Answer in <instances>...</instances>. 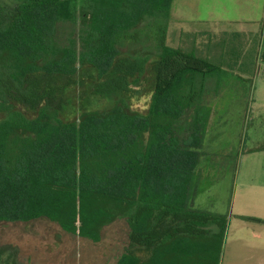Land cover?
Segmentation results:
<instances>
[{"label":"trees","instance_id":"obj_1","mask_svg":"<svg viewBox=\"0 0 264 264\" xmlns=\"http://www.w3.org/2000/svg\"><path fill=\"white\" fill-rule=\"evenodd\" d=\"M171 4L0 0V223L46 219L98 243L122 220L113 264H220L226 217L188 200L221 68L170 46ZM0 264L26 262L4 243Z\"/></svg>","mask_w":264,"mask_h":264},{"label":"rangeland","instance_id":"obj_2","mask_svg":"<svg viewBox=\"0 0 264 264\" xmlns=\"http://www.w3.org/2000/svg\"><path fill=\"white\" fill-rule=\"evenodd\" d=\"M205 37L200 36L199 41ZM168 42H171L170 35ZM261 42L262 32L250 49L256 63ZM182 46L185 47V43ZM249 74L250 78L244 80L233 76L232 84L222 78L218 93L207 92L202 101L206 109L216 111V115L212 114L208 119L204 131L207 144L213 129L215 147L211 151L206 144L203 146L201 162L194 176L195 183L199 180L194 206L225 215L227 223L220 259L223 264L230 252L234 255L242 244L240 240L230 242L235 236L236 225L243 223L241 220L255 224L258 220L252 218L264 217V148H258L264 141V64L259 62ZM227 75L231 76L224 74ZM143 87L146 93L132 100V107L142 112L147 110L151 99L150 84L144 83ZM16 108L27 117L35 115L22 105L17 104ZM3 117L0 113V120ZM214 158L219 161L213 163ZM126 232L125 222L116 221L103 229L98 243H90L65 233L54 222L38 219L28 223H0V244L17 246L26 264H113V256L122 247ZM247 238L256 245L262 240L251 235Z\"/></svg>","mask_w":264,"mask_h":264},{"label":"crops","instance_id":"obj_3","mask_svg":"<svg viewBox=\"0 0 264 264\" xmlns=\"http://www.w3.org/2000/svg\"><path fill=\"white\" fill-rule=\"evenodd\" d=\"M170 18V40L172 43H177L172 45L170 42V46L192 50L197 56L206 58L221 68L220 73L217 74V79L216 76H212L206 80L205 84L208 88L202 95V101L205 100L203 98L207 95V92L214 91L218 93L222 78L227 79L229 84H232L231 82L235 80V77L238 80L250 78L249 73L252 72L254 66L259 62L264 64V0H172ZM261 32L262 42L258 44V47L261 48L256 63L251 58L250 49ZM200 36H206L205 40L199 41ZM184 43L185 47L182 46ZM201 46L204 48L202 49ZM250 60L253 61V65H251ZM224 74H230L231 76L227 75L225 77ZM217 80H219V83ZM212 114L216 115V111L206 108L202 109L199 114L203 118V127L195 174L201 162L203 146L206 144L204 138L206 123ZM213 125L214 123L212 127ZM212 130L211 140L206 144L211 151L215 147ZM263 144L264 141L259 145L261 147L258 146V148H262ZM218 161L214 158L213 163ZM197 184H199V180H196L195 183L193 178L188 205L195 210L225 216L218 212L195 208L194 205L198 198ZM241 221L243 223L236 225V229H234L235 236L230 242L240 240L242 244L239 245L234 255H231L230 252L224 264H264V217L261 216L255 224ZM229 230L230 226L227 229L228 233ZM248 235L259 237L262 240L257 245L251 244L248 241ZM228 237L227 234L226 240ZM220 264H223V260L220 261Z\"/></svg>","mask_w":264,"mask_h":264}]
</instances>
